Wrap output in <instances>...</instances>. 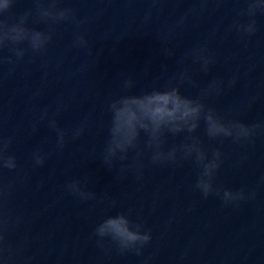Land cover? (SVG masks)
<instances>
[{
  "label": "clouds",
  "instance_id": "9594fccd",
  "mask_svg": "<svg viewBox=\"0 0 264 264\" xmlns=\"http://www.w3.org/2000/svg\"><path fill=\"white\" fill-rule=\"evenodd\" d=\"M35 3V17L32 10L13 19L12 9L16 0H0V66L5 64L16 65L24 60L30 50L35 55H43L51 44L54 32L51 25L61 23L74 24L77 29L85 23L77 17L75 9L60 6L62 0H33ZM153 4L159 0H152ZM246 7L240 9L238 17H247V20L235 19L229 26V31H235L239 36L250 37L257 31L256 19L258 13L264 15V0H244ZM151 13L145 15L148 21ZM30 18L35 22L49 25L46 30H38L29 26ZM12 20V22H10ZM180 24L184 23L182 18ZM26 44L27 47L20 45ZM74 48L85 50L91 55V48L86 34L76 31L74 34ZM7 49L11 55H3ZM166 57H171L174 52L171 48L163 50ZM13 57L15 59H13ZM185 59H190L193 64H199L200 70L208 72L215 63L213 54L206 44L197 46L185 53ZM15 71L14 67L8 69V76ZM235 79L229 82V86L235 84ZM184 84L197 86L188 70L180 71L163 84L146 89L139 94H133L135 80L126 77L122 79L120 91L110 97L106 111L110 116L107 126L108 138L101 153L103 164L112 170L116 163L128 160L129 152H135L136 163L133 165H120V172L124 173L130 168L140 169V163L147 149L151 155L153 164L165 165L176 163L178 160L192 161L198 168L193 190L199 192L207 199L209 196L219 197L224 206H239L241 202L255 199V191H247L244 188L233 190L217 187L215 179L217 171L222 163V154L219 149H213L211 155L205 150L199 137L191 135L200 127V122L205 125V133L209 139L230 138L234 143L254 142L257 129L264 128L261 124H246L240 120H229L220 115L213 107L204 102L209 95H219L222 91V82L213 81L202 90L200 97L190 98L181 93ZM60 109L53 115L45 110L41 121H46L47 126L56 133V149L62 151L69 141L82 137L85 133L86 122L70 130L61 128L56 117ZM35 126L33 131H35ZM188 133L185 142L165 150L167 134L173 136L180 133ZM144 139V148H140L141 137ZM14 137L0 134V259L11 258L12 245L7 236L11 227L19 223V218L14 222L4 211V207L14 190V183L2 182L5 170L16 171L19 168L18 160L12 151ZM51 154H42L36 149L31 154L33 167H41ZM140 175H137V179ZM66 190L81 201L96 199V194L87 190L86 184L80 180H72L67 183ZM115 202L113 201V206ZM94 236L99 247H104L105 239H108L120 254L135 253L141 255L142 250L152 240L151 231L144 228L143 223L134 221L130 213L118 212L109 215L94 228ZM7 264V259L5 261Z\"/></svg>",
  "mask_w": 264,
  "mask_h": 264
}]
</instances>
